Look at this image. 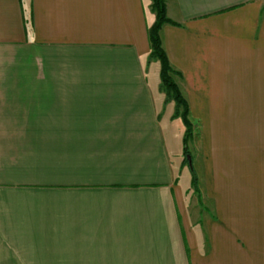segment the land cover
<instances>
[{"label": "crops", "instance_id": "1", "mask_svg": "<svg viewBox=\"0 0 264 264\" xmlns=\"http://www.w3.org/2000/svg\"><path fill=\"white\" fill-rule=\"evenodd\" d=\"M165 5L199 192L151 0H0V264H264V0Z\"/></svg>", "mask_w": 264, "mask_h": 264}, {"label": "trees", "instance_id": "2", "mask_svg": "<svg viewBox=\"0 0 264 264\" xmlns=\"http://www.w3.org/2000/svg\"><path fill=\"white\" fill-rule=\"evenodd\" d=\"M151 8L155 12V20L148 27L147 34L150 45L149 61L157 60L160 64V88L166 96V101L173 100L175 103L174 116L181 118L185 126L183 136V159L182 164L187 165L191 173V186L196 192L198 189V177L193 164V155L188 149L187 142L192 135V125L188 120L187 101L183 97L178 84L174 79V75H180V72L174 70L168 60L167 54L162 46L160 37V29L163 24L169 23L172 25H179L167 16L165 0H151Z\"/></svg>", "mask_w": 264, "mask_h": 264}, {"label": "rangeland", "instance_id": "3", "mask_svg": "<svg viewBox=\"0 0 264 264\" xmlns=\"http://www.w3.org/2000/svg\"><path fill=\"white\" fill-rule=\"evenodd\" d=\"M178 125L180 126L181 129L184 128V130H185V126L183 125L181 118H180V123ZM174 129H175V127H174ZM177 134L180 135V144H182L183 143L184 132L183 133L182 132L181 133L177 132ZM168 136H170L169 137V144H170L171 152H172L173 149H174L175 141H176V133H175V131L169 130V133H167V138H168ZM189 139H188V142H187L188 149L190 148ZM182 152H183V149H182ZM190 182H191V173H190L188 167H186V172L185 173L183 172L182 175L180 176V184H181L182 187H188V183H190Z\"/></svg>", "mask_w": 264, "mask_h": 264}]
</instances>
